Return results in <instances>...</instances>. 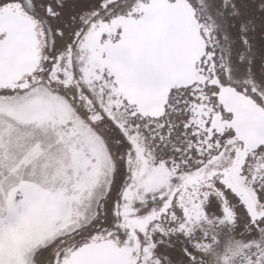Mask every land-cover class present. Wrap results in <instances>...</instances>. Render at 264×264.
<instances>
[{
  "label": "snow or ice",
  "instance_id": "6c2138e0",
  "mask_svg": "<svg viewBox=\"0 0 264 264\" xmlns=\"http://www.w3.org/2000/svg\"><path fill=\"white\" fill-rule=\"evenodd\" d=\"M0 264H264V0H0Z\"/></svg>",
  "mask_w": 264,
  "mask_h": 264
}]
</instances>
